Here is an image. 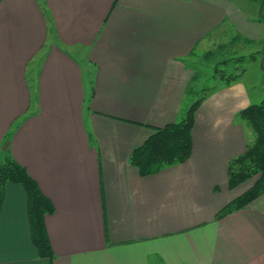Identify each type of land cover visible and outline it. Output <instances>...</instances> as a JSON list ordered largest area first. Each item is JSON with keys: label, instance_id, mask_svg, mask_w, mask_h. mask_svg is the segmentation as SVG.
<instances>
[{"label": "crops", "instance_id": "0c3cea01", "mask_svg": "<svg viewBox=\"0 0 264 264\" xmlns=\"http://www.w3.org/2000/svg\"><path fill=\"white\" fill-rule=\"evenodd\" d=\"M258 2L0 0V152L55 208L45 218L54 257L41 258L27 193L7 185L0 264H264V193L217 218L256 182L229 184L254 139L240 113L264 100L243 76L203 99L187 162L145 177L130 161L185 118L199 62L224 52L223 36L264 44Z\"/></svg>", "mask_w": 264, "mask_h": 264}, {"label": "trees", "instance_id": "16d2710c", "mask_svg": "<svg viewBox=\"0 0 264 264\" xmlns=\"http://www.w3.org/2000/svg\"><path fill=\"white\" fill-rule=\"evenodd\" d=\"M209 55L211 54H207ZM202 101L194 103L180 122L156 129L155 133L133 152L130 159L131 164L138 168L142 176L158 174L168 167L183 164L190 159L193 153L195 113ZM240 118L252 129L255 141L243 155L230 163L229 184L234 189L255 177L257 180L246 193L225 207L218 214V219L244 209L264 193V100L243 110ZM9 141V136H7L5 142ZM0 157H3L0 167V217L7 185L22 186L28 198L32 243L39 257L53 258L54 254L45 223L46 216L55 213L53 203L43 195L27 169L15 161L8 150L5 153L0 152Z\"/></svg>", "mask_w": 264, "mask_h": 264}, {"label": "rangeland", "instance_id": "374dc122", "mask_svg": "<svg viewBox=\"0 0 264 264\" xmlns=\"http://www.w3.org/2000/svg\"><path fill=\"white\" fill-rule=\"evenodd\" d=\"M40 1L42 2L43 0ZM258 3H260L261 8L264 7V2L263 4L261 2ZM50 41H54V39L51 37L49 42ZM231 41V36H223V41L220 44L225 45L223 46L224 52L217 48H213L212 51L215 52H212L211 55L208 56L209 58H207V60H201V64L199 62V77L193 84H191L190 87L192 88V93H190L186 98L185 104L188 105V111L194 103L206 98L212 89L223 85V81L225 82V78H242L243 76V80L247 85L251 96H253V98L259 97L261 95L264 97V73L262 72L264 69V44H261L258 47H248L243 45L240 48L237 43L231 44ZM238 49H241V51L245 50V52L239 53L240 51H238ZM208 52L200 53L205 54ZM73 55L76 56L75 52H73ZM76 57L80 58V56L78 55ZM223 58H229L231 59V61H229L227 64H224L222 63V61L226 59ZM241 58H243V60H241ZM34 66L35 64L31 65L29 68V81L31 82L32 86ZM258 101L261 102L262 100ZM250 131L253 133L252 129H250ZM254 141L255 138L253 139L252 144H254ZM2 160L3 157H0V164ZM256 180L257 177L249 180L248 182H251V184L253 185Z\"/></svg>", "mask_w": 264, "mask_h": 264}, {"label": "water", "instance_id": "95a60500", "mask_svg": "<svg viewBox=\"0 0 264 264\" xmlns=\"http://www.w3.org/2000/svg\"><path fill=\"white\" fill-rule=\"evenodd\" d=\"M8 144H6V148H7Z\"/></svg>", "mask_w": 264, "mask_h": 264}, {"label": "flooded vegetation", "instance_id": "af4514ba", "mask_svg": "<svg viewBox=\"0 0 264 264\" xmlns=\"http://www.w3.org/2000/svg\"><path fill=\"white\" fill-rule=\"evenodd\" d=\"M264 2V0H262Z\"/></svg>", "mask_w": 264, "mask_h": 264}]
</instances>
